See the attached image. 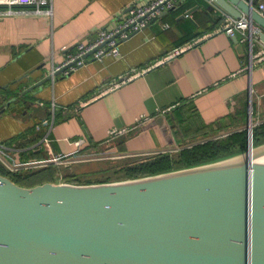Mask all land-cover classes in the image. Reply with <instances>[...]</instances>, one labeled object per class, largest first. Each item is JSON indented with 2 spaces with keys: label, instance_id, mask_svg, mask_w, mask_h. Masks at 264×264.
<instances>
[{
  "label": "crops",
  "instance_id": "crops-1",
  "mask_svg": "<svg viewBox=\"0 0 264 264\" xmlns=\"http://www.w3.org/2000/svg\"><path fill=\"white\" fill-rule=\"evenodd\" d=\"M148 1L52 0L51 16L21 6L12 9L25 13L7 15L0 6V157L22 163L24 154L40 151L48 159L168 154L179 144L166 115L173 117L187 103L205 125L244 123L250 104L264 117V60L251 63L248 42L216 32L226 12L210 0H190L187 8L183 3L120 44L119 56L87 61L26 93L51 75L75 44L93 41L99 28H113L118 16ZM190 11L192 19L185 17ZM261 49L256 42L254 52ZM134 71L140 74L115 86ZM168 108L166 132L151 122L134 128L141 116ZM79 140L84 142L77 146ZM68 174L75 175V168L65 165L54 183Z\"/></svg>",
  "mask_w": 264,
  "mask_h": 264
},
{
  "label": "water",
  "instance_id": "water-1",
  "mask_svg": "<svg viewBox=\"0 0 264 264\" xmlns=\"http://www.w3.org/2000/svg\"><path fill=\"white\" fill-rule=\"evenodd\" d=\"M210 1L246 18L250 42L257 37L264 46L258 0ZM90 57L85 59L95 60ZM64 70L26 93L71 74ZM248 115L243 152L194 167L117 182L33 187L0 175V264H264V143L254 146L252 104ZM166 122L161 116L150 126L166 132Z\"/></svg>",
  "mask_w": 264,
  "mask_h": 264
},
{
  "label": "built area",
  "instance_id": "built-area-1",
  "mask_svg": "<svg viewBox=\"0 0 264 264\" xmlns=\"http://www.w3.org/2000/svg\"><path fill=\"white\" fill-rule=\"evenodd\" d=\"M185 0H150L144 5H133L129 8V10L118 16L116 18V23L113 28L105 29L99 28L96 32L95 39L91 42H79L73 46V50L68 52L65 58V61L59 65L55 66L51 75L54 76L57 72L63 71V75L70 74L78 69V66H83L88 60L85 57L91 54L90 58H94L95 60H100L106 55L119 56L120 55V45L119 41H125L129 38L130 34L134 32H139L143 28H145L151 19L155 16H158L164 11L174 10L178 8V4L180 2H184ZM52 0H0V6H5L7 9L5 14H13V13H25L24 12H15L13 11V7L21 6V7H30L32 8V13L36 15H52ZM256 11L264 17V2L259 3L256 6ZM186 18L192 19V15L187 13L185 15ZM164 29H168L170 27L169 24H164ZM250 25L246 18L238 19L227 13H223L222 20L220 25L216 29V32H225L229 37L234 38L238 37L241 42L249 43V52L251 57V63L255 59L258 61L264 60V49H261L259 52L255 53L256 42L260 43L257 37L254 38L253 43L250 42ZM261 44V43H260ZM262 45V44H261ZM263 46V45H262ZM264 47V46H263ZM175 52L173 55L177 54ZM139 75L140 72L134 71L132 74L127 75L122 78L120 82H117L115 86H119L127 81L131 80L136 75ZM172 108H168L160 111L156 116H141L135 125V129L144 127L152 122L157 116H165L168 112L171 111ZM127 132V129L122 131H112L111 137L117 136L119 134H123ZM84 141L79 140L75 142L77 146H80ZM182 148L176 145L174 150L169 151L170 154L178 153ZM74 155L66 156V155H56L52 158L45 161H30L27 163H14L9 164L6 160L0 157V163L3 164L6 168H8L11 172H18L21 170H32L36 168L46 167L48 165H55L60 168V166L69 165L76 162Z\"/></svg>",
  "mask_w": 264,
  "mask_h": 264
},
{
  "label": "trees",
  "instance_id": "trees-1",
  "mask_svg": "<svg viewBox=\"0 0 264 264\" xmlns=\"http://www.w3.org/2000/svg\"><path fill=\"white\" fill-rule=\"evenodd\" d=\"M188 1L190 0H186L184 2L185 8L190 5V3L187 4ZM188 111H191L194 114L195 119H186ZM254 114H256L255 111ZM171 115L167 114L166 116L172 132L175 133L174 135L177 143L179 144L178 146H181L182 150L178 153L158 154L132 160L124 167L130 177H145L181 168L194 167L233 156V154L237 151H243L246 149L248 142L247 129L232 132L219 140L209 141L185 148L183 146L186 145L185 143L189 141V138L186 137L185 134H180L179 130L181 129V126L184 125L186 120L191 122L192 126L187 122L189 126L188 128L186 127L185 130L188 131V134H191L194 137H196L197 133L200 134V132H203V135H208L210 132L215 130L233 129L236 128L237 124L234 120H229L227 122H218L213 125H205L200 121L192 105L188 103L176 110L173 117ZM246 120L247 116L244 121ZM15 141H17V138ZM253 141L257 144L264 143V121L253 128ZM93 152L99 153L100 151L99 149H94ZM38 155L39 156H36V154L31 155L30 153L24 154L22 163L30 162L27 160L29 158H31L32 161L48 160L47 156L44 155L42 151H40ZM59 172L60 168L55 165H48L37 170L33 169L28 171L10 172L0 163V175L9 178L14 183L23 187H33L47 182L54 183L58 178ZM63 182L76 184L77 181L75 179V175L68 174L63 177Z\"/></svg>",
  "mask_w": 264,
  "mask_h": 264
},
{
  "label": "rangeland",
  "instance_id": "rangeland-1",
  "mask_svg": "<svg viewBox=\"0 0 264 264\" xmlns=\"http://www.w3.org/2000/svg\"><path fill=\"white\" fill-rule=\"evenodd\" d=\"M188 116L187 118L195 119L194 114L191 111L187 112ZM257 114H254V109L252 110V128L259 125L263 120L264 117L260 115V117L256 116ZM249 120V115L247 117V120L244 121V123H238L236 128L228 129V130H215L210 132L208 135H203V132H200V134L197 133L196 137L192 136L191 134H188V131H186V127L188 128V123L192 126V123L189 121H185L184 125L181 126V129L179 130L180 134H185L186 137L189 138V141L185 143L186 145L183 147H192L197 144L209 142V141H215L219 140L220 138L226 137L228 134H231L232 132H236L241 129H247V123ZM195 123V120H194ZM193 128V127H191ZM172 135L175 137V133L172 132ZM188 134V135H187ZM182 136V135H181ZM259 144L254 142V146H257ZM181 147V146H180ZM243 151L239 150L235 154L241 153ZM147 156H134V157H122V156H114L112 153H103L102 155L94 154V155H82L78 156L75 163L69 164V166H73L75 168V179L76 184H93V183H101V182H117V181H124L128 179H135L133 177H130L127 173V170H125V166L129 164L132 160H136L139 158H144ZM7 163L13 164V162H10L8 159H6ZM18 164L17 162H14ZM65 166H60V169H63ZM42 168V167H41ZM39 168H36L37 170ZM33 170V169H32ZM21 171H28V170H21ZM20 172V171H18ZM69 173V172H68ZM72 175V174H70ZM144 177V176H140ZM136 177V178H140ZM61 183L63 182L60 180Z\"/></svg>",
  "mask_w": 264,
  "mask_h": 264
},
{
  "label": "bare ground",
  "instance_id": "bare-ground-1",
  "mask_svg": "<svg viewBox=\"0 0 264 264\" xmlns=\"http://www.w3.org/2000/svg\"><path fill=\"white\" fill-rule=\"evenodd\" d=\"M262 161H264V158L262 159Z\"/></svg>",
  "mask_w": 264,
  "mask_h": 264
}]
</instances>
